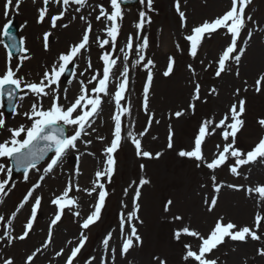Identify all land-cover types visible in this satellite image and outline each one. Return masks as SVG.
I'll use <instances>...</instances> for the list:
<instances>
[{"label": "rangeland", "instance_id": "obj_1", "mask_svg": "<svg viewBox=\"0 0 264 264\" xmlns=\"http://www.w3.org/2000/svg\"><path fill=\"white\" fill-rule=\"evenodd\" d=\"M213 1L214 0H181V10L187 17V27L184 28L180 26L179 16L175 10V0H153L152 11H147L145 5L139 2L138 6L135 8L123 10L124 18L119 22L120 33L115 49L110 48V46H105L104 49H101L97 47L93 41V44L97 47L95 48L96 50L93 49L91 51L90 48L88 52H85L88 55V59H91L93 65V68L89 71L90 76H92L95 71L102 72V61L99 57L103 52L107 51L110 55L120 58L117 60L118 65L115 68L117 69V75L111 83V91H113L115 84L118 82L117 77L120 71L123 70V64L121 63L123 54L120 53L119 48L125 45L130 35L134 38V46L141 43V39L138 37H146L148 39L149 46L145 55L147 59H152L156 65L155 68L152 69L155 83L153 85L152 81L149 91L148 114L144 112L142 107L146 71L142 66L132 67V62L136 58L135 51L130 54L129 61L130 89L127 92L126 100L122 101V104L130 106L131 113L133 110L137 111V117L135 118L136 123L132 124L130 131L133 132L136 138L141 140L143 150L153 154V158H143L136 155L135 147L128 138V133H125L127 118L124 116L122 118L123 138L121 146L115 154L117 161L115 174L112 177L111 183H108L106 180L103 181L109 193L106 199V206L102 212L101 220L96 225L92 226L86 233L89 236V240L82 250L79 260L75 261L74 264H88V261L91 260L92 257L96 258L92 261V264H99L100 257L105 255L102 240L108 232L113 233L110 246L116 248L115 264H159V262L154 259L155 257L166 260L167 264H188V262L183 260L185 250L182 244L183 242H190L195 250L198 241L194 237L182 236V240L178 242L174 239V231L182 227H189L192 230L200 232L202 235H207L219 216H224L225 222L231 221L240 226H251L253 225L256 213L259 212L261 215H264V207L260 206L257 194L254 193L256 197L253 195V198L249 199L247 196L250 195L246 194L245 191H234L226 187L228 183L244 185L245 188L264 184V170L261 173L255 174L248 170L250 168L248 165H245L240 169L242 175L235 177L230 173L228 168V164L232 163L231 159L225 166L218 169L215 173L217 176V183L225 186L222 187L219 193L217 207L212 211L213 214L211 215V212L207 211L204 200L206 197L210 198L214 195L210 179L212 173L203 166L198 168L196 166V161L186 157L182 158L178 155L180 150L192 149L194 146V138L203 120L213 119L218 122L224 117L225 113L228 112L229 105L241 98L246 100V111L242 117L245 120V126L242 133L238 134L237 146L244 151L251 150L258 143L259 139L264 136V128H261L257 123V119L264 118V88H262V91L259 93L255 92L253 88L256 79L262 75L260 71L262 70L264 72V0H252L251 4H249L245 10L246 15L251 16L252 20L248 22L245 31L241 33L239 46L244 47L246 50L239 65H236L235 61L230 62L231 70L235 71V73L237 70L239 71V76L237 77L234 73L232 76L234 78L232 80L223 79L230 72L222 74L220 78L214 75V69L216 67L215 61L228 42V36L224 34L223 29L203 40L195 59L188 54L187 41L184 40V36L189 34L193 27L200 25L206 20L211 21L215 19L230 7L229 0H222V5H211ZM87 2L95 3L94 8L97 10H99L100 5H103L106 10H110L109 0H87ZM40 4L42 5V3ZM41 5H38L37 10L33 9L35 13L32 11L31 21L35 24H37L38 10ZM56 5L58 10L55 14H58L61 10V6L58 4ZM72 7L77 8L75 6ZM141 10L146 11L148 17L151 19V23H146L142 31L135 27V24L138 22V13ZM96 13V11L92 12V20L96 21V19L93 18ZM48 15L50 16L51 14ZM73 16L74 15L64 16V18L59 21L61 22L60 24L63 25L67 23L70 25L71 23L79 21L76 16V19L73 20ZM45 19L46 21H44L43 24L38 25H44L45 27L46 24L47 26V22L49 23L48 17ZM4 23L5 20H1L0 26ZM99 24H101V22ZM99 26L101 25H98V28ZM83 28L79 30L80 33L83 32ZM43 31L44 28L37 31L35 35L36 44H38L39 49L31 55L29 45L26 44L25 46L28 49L27 56L30 58L22 59L25 55L24 53H21V56L18 58L20 62L17 66L21 63L23 65L20 67V71L23 70L22 73L19 72V75L29 82H38L46 68L50 67L53 63L50 58L44 56L47 52H45L43 48ZM248 31H252V38L245 45L243 41L247 38ZM102 32L101 39L107 38L104 31ZM80 37L81 35L76 37V39L69 44V47L73 43L78 42ZM1 44L2 41H0V55L4 58ZM177 44L180 45L179 50L176 47ZM69 47L56 51L60 54L67 51ZM210 54L212 55L211 59L209 57L207 58ZM170 56L175 59L174 71L169 77H164L162 73L166 68L168 57ZM42 58H46L49 61L45 60L42 62ZM201 61L204 63L201 64ZM209 63H212V67L205 71V67ZM83 64L84 63L81 65ZM189 64L195 68V76L189 72L187 67ZM256 64H258V68ZM234 67H236V69H233ZM4 68V59H2L0 73L4 71ZM243 69L245 70L243 71ZM78 70L79 69L76 71L78 72ZM71 78L67 81H61L60 86L66 85ZM133 81H135L136 85L132 87ZM194 81L201 84V101L195 102L196 109L193 113L188 105L191 102ZM245 81H247L246 85L244 83ZM245 87L248 88L247 92L243 90ZM212 88L217 89L218 95H209V91ZM237 88L241 89L239 97L234 96V92ZM77 90L75 95L68 96L69 100H72L79 94V89ZM20 95H23V93ZM63 95L64 93L61 92V97H63ZM28 96L32 97L31 95ZM203 100H207V103H203ZM18 101L17 107L21 114L17 116L18 118H22V122L17 120L16 117H13V120H15L11 124V121H7L6 119V128H15L21 124L29 123L22 114L30 109V104L20 99ZM61 103L66 104L67 101L62 98ZM154 103L162 104L157 110L151 108ZM48 106L49 100L47 99L44 103V107L47 108ZM177 111H183L184 115L176 118L174 113ZM114 112L112 105L109 111H107L105 118L107 119L108 115L111 118ZM149 115L154 116L150 127L147 124ZM102 116V113H99L93 118L94 122L92 123V128L87 129V131L89 130L88 132L91 133L92 129L97 128V125H99L100 121L103 119ZM0 117L5 119L1 113ZM156 121H159V123H156ZM153 123L154 125H152ZM156 125L160 128V134L144 144L143 137L148 134L153 135L156 131L154 128ZM113 126L114 122L111 119V128L107 126L101 129V132L105 130H107V132L109 131L102 141L103 143L99 140L103 146V149L100 150L101 152L104 151V148L112 139ZM170 129L173 133V147L171 149L167 147ZM221 131V129H217L214 135L206 137L202 146L206 158L211 159L213 153L216 151V146L220 145L222 149L223 145L226 143L220 134ZM6 132V138L0 140V142L10 137L9 132L7 130ZM144 132H146V134L141 135V133ZM99 135L101 136V134ZM124 138L126 142L129 141V148L124 142ZM124 150H128L130 156L136 159L135 163H131L130 160L126 161L127 158ZM69 151L66 157H63L61 161L62 172L66 174L68 170L65 169L64 166L67 159L73 157ZM157 153L160 154L159 158H155ZM77 155L81 157V160H78L75 156L76 161L72 166L76 165V167L75 169L71 167V175L75 184L79 185L81 191L77 192L73 189L70 195L76 198L79 196L84 197L83 208L79 207L75 210H79L82 216H86L90 211V205L95 202V194L90 197L86 195L83 189L92 187L93 181L96 179L95 172L101 170L102 167L95 168L85 165L84 161H82V156L86 157L87 155H80L78 151ZM101 155H103V153H101ZM50 158L42 164L37 165L39 171L32 169L28 174L29 178L27 181L24 180L23 175L10 178L9 187L7 189L8 194L0 196V201H2L0 205V215H7L9 217L11 213L15 211L16 206L22 202L23 197L32 185L43 175L45 179L41 182V187L33 194V199L37 195L43 197L41 209L44 210L52 207L50 211L51 214L49 215V218H51L55 206L51 205L50 200L54 195L60 194L70 180L67 179L64 183L59 182L55 184L53 180L56 176L43 172L44 167L50 162ZM104 160L100 162L98 158V162H100L102 166ZM124 162L125 165H123ZM0 164L5 165L6 168L9 166L6 158H0ZM255 164L264 167V162L257 161L256 163H252V165ZM141 165L144 167L141 168ZM77 168L80 173L78 176L75 174ZM53 172L56 173V171H52V173ZM245 176L248 177L247 180L244 179ZM5 178V174H0V180ZM68 178L71 179L70 176H68ZM142 178L148 180L149 183L140 188L141 196L138 201L140 205L138 212L139 220L134 221L142 243L137 244L134 242V246L129 252L122 256L120 253V245L123 243V240L119 235V214L121 212L127 214L132 209L134 191L138 186L139 180ZM72 183L74 184L73 181ZM11 185H15V187H11ZM125 188L129 189L127 196L123 194ZM168 200H171L172 204L170 210L164 212V205ZM31 202L30 200L29 204L21 209V211L26 212L25 216L27 212L29 213ZM122 202L127 204V208L122 207ZM85 205L87 206L86 208ZM247 212L248 215L246 216L245 213ZM207 214L209 215L206 217ZM177 215L183 217V219L179 221L174 220L173 217ZM237 215H240L239 220L235 217ZM140 221H143V223H140ZM18 227H20V233L22 230V223H20ZM56 228H58L57 232L61 235L59 238H56L55 234L53 235V243L45 249L43 255H46L48 260L49 258L51 260L56 259L55 253L63 248L64 255L58 257L55 260V264H64L69 249L72 247L67 241H75L81 229L76 222V218L73 217L67 209H65L63 221L58 224ZM2 232L3 230L0 226V233ZM260 233H264V225H262ZM44 234H47V231L43 233V237ZM45 239L46 237L43 238L42 241ZM227 240L221 248L212 254V258L217 259L218 264H264V257L257 255V249L264 247V239L261 241H252L249 239L246 242L247 246L249 245L246 250L238 248L242 245L229 244ZM1 246H3V243H0V247ZM235 247L238 249H235ZM18 248L21 249V247ZM28 251L30 250H25L22 255L13 251L0 255L12 257L15 264H24L26 255L30 254ZM33 264H50V262L43 260L38 262V260H34ZM109 264H112L110 254Z\"/></svg>", "mask_w": 264, "mask_h": 264}, {"label": "snow or ice", "instance_id": "obj_2", "mask_svg": "<svg viewBox=\"0 0 264 264\" xmlns=\"http://www.w3.org/2000/svg\"><path fill=\"white\" fill-rule=\"evenodd\" d=\"M36 0H33L35 3ZM54 3L61 6V10L58 14L48 15L50 0H43V6L38 10L37 24H43L45 18L48 17L50 28L56 29L58 27V21H61L68 11V7L71 4L78 5L80 7L75 8L76 12L81 11V7L86 5L87 0H53ZM142 5H145L147 11L153 10V0H139ZM252 0H231L230 7L222 15L216 17L211 21H204L200 25L193 27L189 34L184 36V40L187 41L188 54L195 59L198 55L199 48L205 38L211 37L212 34L219 32L223 29L224 34L228 36V42L222 49L221 54L216 59V67L214 69V75L220 78L222 74L231 71L230 62L235 61L236 65L244 55L245 48L238 45V41L241 39V33L245 31L248 22L252 20L251 16L246 15V8L251 4ZM22 0H4L3 3V16L5 23L0 26V34L6 37L11 44H6L4 47L8 49L6 53L5 68L0 73V97L7 95L10 102L18 99H24L25 96L31 95L33 102L30 105V109L25 111L22 115L30 123L21 124L15 128H6L5 120L0 117V129H5L9 132L10 137L3 142H0V158H6L13 162L17 171L23 170V178L25 181L29 178V171L36 169L39 171L37 165L41 160L45 158L48 152H54V156L50 158V162L44 167L43 172L45 174L51 173L57 164L62 160L69 150L77 149V142L81 140L83 136L90 135L91 133L87 129L92 128L93 118L99 114L101 105L103 103L102 97L108 96L109 99L114 101L115 112L112 115L114 122L112 130V139L108 145L104 148L103 155L106 158L103 162L101 170L95 172L96 179L93 181L92 187L83 189L88 196L95 194V202L90 205V211L86 216H82L78 209L80 207L78 198L71 196L70 193L75 191H81L78 184L74 185L70 180L65 188L58 195H54L50 200L51 205L55 206V211L48 224L46 239L41 243L39 247H36L30 254L26 255L24 264H33L34 260L38 255L43 254L44 250L47 249L53 243V230L57 224L62 220V216L65 214L67 209L73 217L76 218V222L79 225L81 231L76 237L75 241L69 240L67 243L72 245L69 249V254L66 256L64 264H74L77 257L81 253L82 249L85 248L86 243L89 240V236L86 234L92 226L96 225L102 217V212L106 206V199L109 195L105 188L107 181L111 183L112 177L116 170V158L115 153L121 146L122 141V118L124 116L131 115L130 106H125L122 101L126 100V93L129 88V61L130 54L135 51V60L132 62V67H143L146 71V82L143 86V103L142 107L146 114L149 109V91L153 81V71L155 68V62L152 59L146 58V50L149 46V41L146 37H138L141 39V43L134 47V38L130 35L125 42V45L119 48L120 53L123 54L121 63L123 64V70L120 71L117 77L118 82L115 84L113 91H109V85L113 78V69L117 66V60L119 57L110 55L107 51L103 52L99 59L102 61V72H93L90 79H80L79 83V94L72 100L68 99L67 89H64V95L61 97L60 82L64 74L69 70V65H72L76 61L77 57L81 56L84 51L90 49V35L93 32V26L87 16L81 15L80 20L84 21L85 28L83 29L81 38L78 42L73 43L69 49L58 55L56 61L43 72L42 77L38 82L26 81L19 75L20 67L22 63L17 67H13L11 64L12 60V49L24 53L22 59H29L27 56L28 49L25 46L26 41L21 39L19 41L20 47H17L16 37L11 34L12 21L10 14L15 11L19 13ZM110 10H106L103 5L99 6V13L95 17L97 21H107L103 31L107 38L101 39L97 36L96 41L101 49L105 46L115 49L117 46V40L120 33V21L123 20L124 14L121 8V0H109ZM175 10L178 13L181 28L187 27L186 14L181 10V0H175ZM72 19H76L75 16ZM150 24L151 19L148 17L147 12L144 10L138 13V22L135 27L142 31L145 24ZM67 28V23L61 25ZM52 36L51 31H45L42 34V42L44 51L49 50L50 37ZM252 38V31L247 32V38L243 41L246 45ZM177 49H180V45H176ZM204 62L201 61V64ZM175 66L174 57H168L166 68L163 71L164 77H169L173 74ZM79 67L75 64L72 70L73 79L76 78L75 68ZM189 72L193 76L196 75L195 68L189 64ZM212 67V63H209L205 67V71ZM93 68L91 59H88L87 67L84 71L79 73L80 77H85V73ZM235 75L239 76L237 70ZM71 83V81H69ZM245 85L247 81L244 82ZM89 85L92 88L89 89ZM193 92L191 95V102L188 107L195 112L196 101H201V84L199 82H193ZM254 91L259 93L264 88V74L256 79L253 85ZM245 92L248 88L243 89ZM240 88H237L234 92V96L239 97ZM23 93V95H19ZM218 95L216 88H212L209 91V95ZM49 100V106L44 107V100ZM67 101L66 104L61 103V99ZM203 103H207V100H203ZM246 100L241 98L229 105L228 112L225 113L224 117L216 122L213 119H205L201 122L198 128V133L194 138V146L191 150H180L178 155L182 158H189L197 162V167H205L210 173H212L210 179L212 184V195L210 198L206 197L204 200L207 206V211L212 212L216 207L219 199V193L222 187L225 185L217 183V176L215 175L218 169H221L231 159L232 163L228 164L230 173L239 177L242 175L241 167L256 163L257 161L264 162V136H262L258 143L248 151H244L237 146L238 134L242 133L245 126V120L242 118L246 111ZM10 106L11 103H10ZM2 107V104H0ZM15 110V107H13ZM17 115L21 113L17 112ZM176 118L184 115L183 111H177L174 113ZM154 119L153 115H149L147 121L148 126ZM159 123V121H156ZM257 123L261 128H264V118L258 119ZM71 127L73 129L72 134H66V128ZM217 129H221V136L226 142L222 149L220 145L216 146V151L213 153V157L208 159L205 157L203 152V144L206 137L212 136L216 133ZM95 131V129H92ZM146 132L141 133V135ZM173 133L169 130L168 145L171 149ZM128 138L131 140L135 147V152L138 157L153 158V154L149 151H145L142 148L141 140L136 138L133 132H128ZM97 139L103 141L104 137H97ZM86 145L91 144V140L84 141ZM159 153L156 154L155 158H159ZM144 166L141 165V168ZM0 174H5L6 178L0 180V196L8 194L7 189L9 187V181L12 176V168H6L5 165L0 164ZM77 176L80 174L79 169H76ZM45 179L43 175L39 177V180L32 185L26 195L23 197L15 211L5 219L4 215H0V224L4 225V231L0 233V243H5L7 247H11L16 241H25L29 238L30 233L33 231L34 224L38 219L39 211L42 207V196H35L33 194L37 189L41 187V182ZM248 179L247 176L244 177ZM149 181L146 179H140L138 186L135 188L134 195L132 198V209L125 214L121 212L119 214V235L123 240L120 245V253L122 256L126 255L129 250L134 246V242L139 244L142 243L141 237L138 234V230L134 221L139 220L138 212L140 205L138 203L142 188L148 184ZM15 187V185H11ZM227 188L234 191H245L246 194L252 195L257 194L259 197V203L261 207H264V184L257 185L255 187H247L244 185H238L228 183ZM128 188L124 189V196L128 195ZM30 214L26 219V222L22 226V230L18 234H13L14 226L13 221L16 219L17 214L29 204ZM2 203V201H0ZM172 204L171 200L166 201L164 205V212L170 210ZM122 207L127 208V204L122 202ZM174 220H182L183 217L177 215L173 217ZM143 223V221H140ZM264 225V215L259 212L255 214L253 225L240 226L234 222H225L224 216H219L213 227L210 229L207 235H202L200 232L190 229L189 227H182L174 231V239L178 242L182 240V236L194 237L198 241L197 247L194 250L190 242H183L182 246L184 251L183 260L188 264H218V260L212 258L214 250L225 243L226 239L236 242L246 243L249 239L252 241H261L264 239V233H260V229ZM113 239V233L108 232L102 240V245L105 255L100 257L99 264H109V254L111 257L112 264H115L116 248L110 246V241ZM3 250L0 249V252ZM56 257L64 255V249L61 248L55 253ZM257 255L264 257V247L257 249ZM92 257L88 261V264H92L95 260ZM159 264H167V261L160 257H155ZM0 264H15L12 257L6 255H0Z\"/></svg>", "mask_w": 264, "mask_h": 264}, {"label": "bare ground", "instance_id": "obj_3", "mask_svg": "<svg viewBox=\"0 0 264 264\" xmlns=\"http://www.w3.org/2000/svg\"><path fill=\"white\" fill-rule=\"evenodd\" d=\"M3 3H4V0H0V21L1 20H5L4 16H3ZM222 0H214L212 2L211 5H222ZM22 7L19 9V13L17 14L15 11H13L11 14H10V19H16V20H21L22 21V25H21V28L23 30V33L26 34V36L28 37V41H29V49H30V54L33 55L38 49V44H36V37L35 35L37 34V31H39L40 29H43L44 26L42 25H38V24H35L31 21V15H32V11H33V8H35L37 6L36 3H33L31 2L30 0H22V3H21ZM94 5L95 3H87V5H85L84 7L81 8V11L80 12H76L75 11V8L73 7H70L69 9V12H67V16L69 15H74L77 17V19L79 21H76L75 23H71L66 29L64 27H62L61 25L62 24H58V27L56 29H54L52 31L53 33V38H52V42H51V45L49 47V50L48 51H45L47 52L44 56L45 57H48L51 59L52 62L56 61L57 58H58V55L59 53L56 51V50H60L62 48H66V47H69V44L71 42H73L76 37H79L80 36V29L83 27V21L79 19V17L81 15H84V16H87L88 19L91 21L92 23V26H95L96 23L98 22H101L102 26L104 27L106 24H107V21H98L96 22L95 20H92V12L93 11H97L96 8H94ZM51 15L53 13L49 12ZM83 23V24H82ZM28 34V35H27ZM103 32L101 30H94L91 34V51L94 48V44H93V41L96 40V37L97 36H102ZM250 44V43H249ZM135 47V46H134ZM249 47V45H248ZM250 49V48H249ZM247 53V51H246ZM210 58L212 57V55H208L207 58ZM209 59V60H210ZM45 60H48L46 58H42V62H44ZM87 60H88V55L87 53H84L82 54L81 56L78 57V63L79 65H81L82 63H84L82 66H81V70L79 72H77V75H76V78L71 80V83L68 82L67 85H65L63 88H61V92L64 93V89H67V95H75L76 92L78 91L77 89L78 88V81L80 79H86V77H80L79 76V73L81 71H84L85 68L87 67L86 64H87ZM49 61V60H48ZM0 65H1V57H0ZM118 65V64H117ZM237 67V66H236ZM236 67H234L233 69H236ZM256 67L258 68V64H256ZM254 68H255V65H254ZM245 69H243L244 71ZM261 70V69H260ZM114 73L116 74L117 73V69H115ZM235 73V71L231 70L230 73L228 75H226V77H224L223 79L225 80H229V79H233L234 77L233 74ZM260 73L264 74V72L261 70ZM153 85L155 83V78L153 77ZM136 83L135 81L132 82V87L135 86ZM111 91V90H109ZM104 105H103V109H102V120L100 121V124L97 125V128L95 129V131H92L91 132V135L87 136L86 140H91L92 143L91 144H88L86 145L84 143V141L82 142V145L79 146L81 147L79 149V147H77L76 151H78V153L80 155H87L86 157L85 156H82V161H84V164L85 165H88L90 167H99V166H102V164H100V162L103 161L104 157H101V149H103V146H102V143L99 141V139H97V137H106L108 132L107 130L105 131H102L101 132V129L102 128H105V127H110L111 128V120L107 117V119L105 118L106 116V113L107 111H109V107L111 105V100L109 99L108 96H104ZM162 103H154L152 105L151 108H154V109H157L161 106ZM132 115L130 116H127L126 115V118H127V124H126V127H125V133L127 134L130 130H131V126L132 124H135L136 123V117H137V111L136 110H133ZM154 125V123L152 124ZM154 128L156 129L155 133L153 135L151 134H148V135H145L143 138H144V144H146L149 140H151L153 137H155L156 135L160 134V128L158 125L154 126ZM101 134V136L99 135ZM4 137V133L3 132H0V138H3ZM124 142L126 143L127 147L129 148V141H125V138H124ZM125 152V155H126V161L127 160H130L131 163H135L136 162V159L134 157H131L128 150H124ZM100 159V162H96L97 159ZM125 161V162H126ZM125 162L123 165H125ZM250 168L248 169L250 172L252 173H255V174H258V173H261L263 170H264V167L262 166H259L257 164L255 165H248ZM65 169H67L68 167L64 166ZM57 175L56 174H51L52 176H56L54 178V181L56 182H65L67 179L68 180H71V181H74L73 178H72V175H71V172H68L67 171V174L65 172H62V167H58L57 168ZM68 176L71 177V179L68 178ZM255 196L256 195L253 193L252 195L250 196H247L249 199L253 198L252 196ZM78 200H79V203H82L83 200H84V197H78ZM49 209H44L43 210V214H45ZM213 213H211L212 215ZM209 214L206 215V217L208 216ZM241 215V214H240ZM240 215H237L235 216L238 220L240 219ZM245 215L247 216L248 215V212L245 213ZM23 216V211L20 212L17 217H16V220H20ZM24 217V216H23ZM7 216H6V220H7ZM13 226H14V231H15V225H14V221H13ZM45 226H43V224L41 225V227L37 230L39 232L38 235H33L31 236V238L27 241V242H24L22 244H19V243H14L11 247H7L6 246V242L3 243V246L0 247V249H2L3 251L0 252V254L2 253H11L12 251H17L19 252L20 251V254L21 253H24L25 250H30V251H33L36 247H39L41 245V243L43 242L41 237H43V233L42 232V229L44 228ZM36 231V232H37ZM35 232V233H36ZM14 234V232H13ZM60 233L57 232L55 234L56 238H59L60 237ZM239 245H242L241 247H239L241 250H246L248 248L247 246V243H241ZM18 247H21V250L20 248ZM114 247V246H113ZM28 251V252H30ZM45 253V250L43 252V254ZM43 254L41 255H38L37 259H39Z\"/></svg>", "mask_w": 264, "mask_h": 264}]
</instances>
